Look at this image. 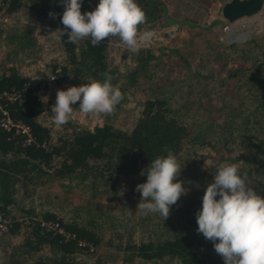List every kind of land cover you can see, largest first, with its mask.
I'll return each mask as SVG.
<instances>
[{
  "label": "trees",
  "instance_id": "obj_1",
  "mask_svg": "<svg viewBox=\"0 0 264 264\" xmlns=\"http://www.w3.org/2000/svg\"><path fill=\"white\" fill-rule=\"evenodd\" d=\"M61 2L0 0V17L20 7L28 8L36 17H45L50 12H60L64 6ZM135 2L145 12L148 24L166 15L160 0ZM98 3L99 0H83L81 13L93 11ZM21 26L0 21V40L8 44L0 49V92L18 93L14 100L3 99V106L13 120L29 125L35 142L23 144L20 134L0 126V211L6 215L10 206L17 205L15 191L19 187L22 193H27L32 186L50 180L60 181L64 188L84 190L88 197L81 203L67 202L58 209H38L32 203L18 205V214H10L9 226L0 231L2 264H91L81 255H90L103 244L121 249L127 260L157 262L173 258L176 264H224L213 243L196 231V213L202 207V196L213 181L216 168L225 164H235L241 174L258 181L254 184L255 191L264 197V181L260 180L263 176L254 173L264 166V51L253 46L257 37L251 45L243 46V55L238 56L243 64L250 61V65L243 66V70L246 67L251 70L243 73L242 80V85L253 91L250 103L239 101L240 105L228 108L220 119H204L195 110L187 112L171 105L167 99L169 94L149 95L141 100L130 129H123L114 122L123 109L125 90L138 85L139 73L149 72V65H144V61L152 58L153 51L139 49L135 64L125 67L124 62H114L108 56L107 43L114 37L94 47L90 39L69 43L65 34L59 39L65 56L60 64H51L50 71L59 66L55 81L74 78L77 85L93 80L103 82V74L108 73L112 85L123 93L124 99L113 115L101 117L93 126H83L71 118L63 126L64 135L51 141V125L41 122L39 116L51 121L53 114L48 101L36 93L47 75H23L17 65L25 60L35 63L40 55L34 27ZM262 37L264 34L258 38ZM125 54L120 53L118 58L123 60ZM194 76L204 77L199 73ZM123 77L125 80L119 83ZM117 80L119 85L115 84ZM42 141L46 145H40ZM169 149L183 167L177 180L189 191L170 206V214L161 224L163 229L158 232L154 224L146 223L138 228L143 232L153 228L151 238L133 240L129 236L135 226L129 222L134 223L136 218L132 216L130 204L125 202L124 206L119 202L122 206L114 208L111 201L126 197L137 184L146 182L142 171L146 174L150 162L166 156ZM121 176L130 178V187L124 190L123 196L116 189ZM102 195L107 196V208L113 210L101 211L96 205L98 202H91V197ZM61 209L67 216H63ZM118 211H124L123 218ZM136 217L139 223L146 220L143 215ZM167 229L170 234H166ZM16 235L21 239L13 241ZM43 247L46 253L41 252Z\"/></svg>",
  "mask_w": 264,
  "mask_h": 264
},
{
  "label": "rangeland",
  "instance_id": "obj_2",
  "mask_svg": "<svg viewBox=\"0 0 264 264\" xmlns=\"http://www.w3.org/2000/svg\"><path fill=\"white\" fill-rule=\"evenodd\" d=\"M160 1L165 8V17H159L152 24L145 23L138 30V35L142 32L146 33V38L140 44L139 49L148 48L153 51L152 58L144 61V65H149V72L146 71L142 75L139 73L138 85L129 86L125 90V103L122 111L115 118L114 124L123 129H130L134 121L135 111L141 100L149 95L169 94L167 99L171 105L179 106L187 112L195 110V113L199 117H205L204 119L211 117L220 119L228 108L240 105L239 101L242 104L250 103L253 98L251 95L253 91L249 86L242 85L243 73L251 70L247 67L243 70V66L245 64L250 65V61L243 64V60L238 56L243 55V46L251 45L250 42L255 37L257 38L252 42L254 43L253 46L257 50L264 51V37L258 38L264 34V0L257 12L240 16L231 21H228L220 13L221 4L227 0ZM63 11L64 6L55 15V18L50 16L36 17L28 8L20 7L9 15L0 17V21L3 23L19 24L22 25L21 27L28 24L34 27V35L39 44L40 55L35 63L28 60L17 63L21 74L35 77L42 76L41 74L47 75L52 63L60 64L65 52L57 38L58 33L55 31L58 28H64L60 19ZM166 17L167 19H164ZM4 45L7 46L8 44L4 40H0V49ZM125 49L128 50L119 37H114L107 43L109 58L117 63L124 62L125 67H131L135 64L136 53ZM120 53L126 56L123 60L118 58ZM235 67H238L236 72L231 73ZM197 73L204 75V77L196 79L194 74ZM123 80L125 77L119 78V83ZM119 83L117 80L115 84L119 85ZM72 86H79L74 78H60L59 81L54 80L46 86L38 88L36 92L44 89L42 97L47 96L48 104L54 106L57 89L67 90ZM71 107L74 108L72 119L79 124L93 126L100 122V118L80 112L78 110L79 102L71 105ZM39 119L43 123H50L51 141L55 140L58 135H64L65 127L57 126L49 118L46 119L41 115ZM254 173L255 176L261 174L263 177L260 180L264 181V166L257 168V172ZM247 182L255 191L254 184L256 185L258 181L247 177ZM129 187L130 178L121 176L117 180V192ZM140 196L141 194L133 188L126 197L111 201V204H115L114 208L121 207V203H124V206L125 202L130 204L129 208L134 213L132 216L135 215L133 218H136L134 223L129 222V225L135 226L131 236H129L133 240L151 238L150 232L153 228L149 232H143L138 228L146 223L154 224L158 232L164 227L161 225L163 218H160L159 214L145 216L146 220L141 223L137 221L136 216L141 215L136 211ZM87 197L86 191L78 188H64L58 180L45 181L43 184L32 186L27 193H22L19 187L15 191V203L17 205L10 206L6 216L12 220L10 214L13 216L18 214V205L25 206L32 203L38 209L45 210L48 207L58 209L67 202L81 203ZM91 198L92 203L98 202L96 205L103 209L101 211H108L111 208H107L108 199L106 195ZM111 209L113 210V208ZM61 212L63 216H67L63 209ZM118 212L123 218L124 211ZM170 225L174 226L173 222ZM170 232L167 229L166 234H170ZM20 239V235L12 237L13 241ZM41 252L46 253V248L43 247ZM2 255L3 249L0 247V264H2ZM81 257L84 261H90L91 264H176L173 258H165L157 262H148L137 258L127 260L121 249L112 248L109 244H103V246L92 251L90 255H81Z\"/></svg>",
  "mask_w": 264,
  "mask_h": 264
},
{
  "label": "clouds",
  "instance_id": "obj_3",
  "mask_svg": "<svg viewBox=\"0 0 264 264\" xmlns=\"http://www.w3.org/2000/svg\"><path fill=\"white\" fill-rule=\"evenodd\" d=\"M82 2L62 0L64 11L60 19L64 28L55 31L58 39L67 34L69 43L90 39L92 46L98 47L109 37H119L129 51H139L138 30L147 17L135 0H99L93 11L83 14ZM55 15L49 13L52 18ZM103 75V82L93 80L67 90L57 89L51 122L57 126L69 123L74 112L71 105L77 102L78 110L85 115L97 118L113 115L124 95L112 85L110 74ZM50 79L55 80L56 76ZM43 99L47 101V96ZM182 168L170 149L166 156L151 161L146 174L141 173L146 175V182L135 187L141 194L136 211L143 216L159 214L163 221L167 219L170 206L189 191L177 180ZM124 190L119 191L120 196ZM196 222V231L213 243L224 264H264V197L249 186L247 176L235 164L216 168L213 181L202 196Z\"/></svg>",
  "mask_w": 264,
  "mask_h": 264
},
{
  "label": "built area",
  "instance_id": "obj_4",
  "mask_svg": "<svg viewBox=\"0 0 264 264\" xmlns=\"http://www.w3.org/2000/svg\"><path fill=\"white\" fill-rule=\"evenodd\" d=\"M146 33L142 32L141 34L138 35V41L141 44L142 42H144V39L146 38ZM59 71V66L56 65L53 68V71H50L47 76L46 79L41 81L40 83V87L46 86L47 84H49L50 82H53L54 80H51L50 78L52 76L56 75V72ZM25 86H28V83H25ZM39 87V88H40ZM18 97V93L17 92H5L2 91L0 92V126L7 130L10 131L14 134H20L22 136V140H23V144H30L35 142L34 137L30 131V127L29 125L25 124L24 122L20 121V120H13L9 113L8 110L5 108V102L3 103V99H10V100H14ZM50 107H52L53 105L50 104ZM40 145L44 146L46 145V143L44 141L40 142ZM9 217H7L6 215H4L1 211H0V231L5 230L8 226H9ZM42 223V222H41ZM56 225V224H54ZM60 231V229H59Z\"/></svg>",
  "mask_w": 264,
  "mask_h": 264
},
{
  "label": "water",
  "instance_id": "obj_5",
  "mask_svg": "<svg viewBox=\"0 0 264 264\" xmlns=\"http://www.w3.org/2000/svg\"><path fill=\"white\" fill-rule=\"evenodd\" d=\"M262 2L263 0H227L221 4L220 13L228 21H231L240 16L257 12Z\"/></svg>",
  "mask_w": 264,
  "mask_h": 264
},
{
  "label": "crops",
  "instance_id": "obj_6",
  "mask_svg": "<svg viewBox=\"0 0 264 264\" xmlns=\"http://www.w3.org/2000/svg\"><path fill=\"white\" fill-rule=\"evenodd\" d=\"M44 91H45L44 89H41L40 91L36 92L42 100H43L42 94L44 93Z\"/></svg>",
  "mask_w": 264,
  "mask_h": 264
}]
</instances>
